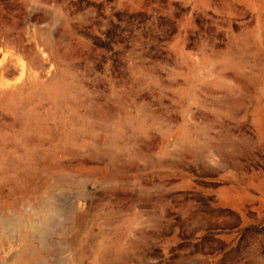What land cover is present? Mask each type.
Returning <instances> with one entry per match:
<instances>
[{"label": "rangeland", "instance_id": "1", "mask_svg": "<svg viewBox=\"0 0 264 264\" xmlns=\"http://www.w3.org/2000/svg\"><path fill=\"white\" fill-rule=\"evenodd\" d=\"M0 264H264V0H0Z\"/></svg>", "mask_w": 264, "mask_h": 264}]
</instances>
